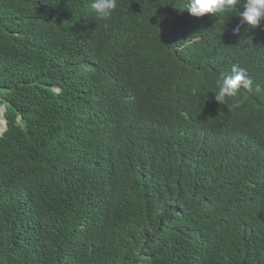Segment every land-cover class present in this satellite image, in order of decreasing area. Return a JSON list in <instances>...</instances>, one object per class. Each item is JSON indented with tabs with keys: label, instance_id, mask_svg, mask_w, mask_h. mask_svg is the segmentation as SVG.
<instances>
[{
	"label": "trees",
	"instance_id": "obj_1",
	"mask_svg": "<svg viewBox=\"0 0 264 264\" xmlns=\"http://www.w3.org/2000/svg\"><path fill=\"white\" fill-rule=\"evenodd\" d=\"M187 2L0 0V264H264V21Z\"/></svg>",
	"mask_w": 264,
	"mask_h": 264
},
{
	"label": "clouds",
	"instance_id": "obj_2",
	"mask_svg": "<svg viewBox=\"0 0 264 264\" xmlns=\"http://www.w3.org/2000/svg\"><path fill=\"white\" fill-rule=\"evenodd\" d=\"M243 6V11L239 6ZM118 7L117 0H90L89 8L98 21H108ZM186 8L194 16L212 14L235 13L239 16L241 24L247 23L253 27H259L264 21V0H188ZM107 26V24H105ZM239 33L240 25L234 30ZM253 78L246 68L239 64H233L230 73L224 75L218 81V91L215 92V100L221 104H227L230 111L240 106L241 100L236 99L234 103H228L231 98H239L242 90L251 93L253 89ZM246 98V96H245Z\"/></svg>",
	"mask_w": 264,
	"mask_h": 264
},
{
	"label": "rangeland",
	"instance_id": "obj_3",
	"mask_svg": "<svg viewBox=\"0 0 264 264\" xmlns=\"http://www.w3.org/2000/svg\"><path fill=\"white\" fill-rule=\"evenodd\" d=\"M4 105L0 103V133H3L4 130L8 127L6 124V117L3 115Z\"/></svg>",
	"mask_w": 264,
	"mask_h": 264
},
{
	"label": "water",
	"instance_id": "obj_4",
	"mask_svg": "<svg viewBox=\"0 0 264 264\" xmlns=\"http://www.w3.org/2000/svg\"><path fill=\"white\" fill-rule=\"evenodd\" d=\"M3 115L5 116V108L3 110ZM6 124L8 125V120H6Z\"/></svg>",
	"mask_w": 264,
	"mask_h": 264
}]
</instances>
